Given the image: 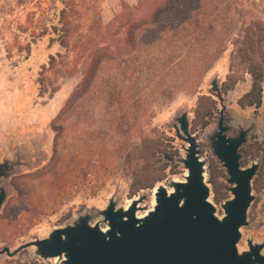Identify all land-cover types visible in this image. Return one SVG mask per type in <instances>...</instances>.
I'll list each match as a JSON object with an SVG mask.
<instances>
[{"label":"rangeland","instance_id":"rangeland-1","mask_svg":"<svg viewBox=\"0 0 264 264\" xmlns=\"http://www.w3.org/2000/svg\"><path fill=\"white\" fill-rule=\"evenodd\" d=\"M164 1L145 0L141 13L149 15ZM17 2L0 0V159L10 156V151H23L29 165L16 168L3 182L8 196L0 210V250L8 247L14 251L44 238L79 214L104 208L112 197L121 206H128L133 199L146 196L140 206L152 208L155 187L168 185L171 179L183 180L187 173L182 164L186 144L174 130V118L182 112L188 113L190 132L207 162V172L212 160L223 168L213 154L210 140L223 107L230 137L248 131L243 150L240 149L242 167L252 162L260 164L252 183L255 200L249 210L248 226L241 230L239 249L248 248V239L264 242V102L259 109H244L238 104L251 89L252 79L237 66L233 71L238 80L230 87L235 50L231 40L252 20H264V0H228L227 5H219L217 20H225L226 26L221 23L214 27L212 41L200 43L198 49L206 46L220 53L202 78L200 54L194 56L192 63L189 60L182 65L183 72H167L163 78L123 65L119 78L112 84V95L94 98L62 119L58 116L80 83L83 68L80 65L73 69L72 55L58 57L66 55L65 49L58 42L51 43L41 29L34 28L43 13L51 14L53 1L22 0V5ZM139 2L102 0V22L110 23L123 3L133 7ZM199 20L201 26L210 25L213 17L200 16ZM196 21L192 28H196ZM155 28L163 37L171 34L165 23ZM51 56L56 58L53 67ZM215 79L223 104L210 92ZM201 95L210 96L217 105L206 127L196 116ZM145 141L173 155L163 157L159 163L167 166L164 179L152 190L134 194L132 178L128 169L122 168V162L128 155H139L137 149ZM139 162L141 166L142 161ZM227 184L230 199L231 185ZM213 197L214 194L212 200ZM221 205L216 204L220 216ZM33 252L34 248H27L14 257L0 255V264H60L57 258L44 261Z\"/></svg>","mask_w":264,"mask_h":264},{"label":"water","instance_id":"water-1","mask_svg":"<svg viewBox=\"0 0 264 264\" xmlns=\"http://www.w3.org/2000/svg\"><path fill=\"white\" fill-rule=\"evenodd\" d=\"M221 104L224 98L218 80L211 83ZM223 107L211 148L228 175L232 197L222 203L223 215L212 200L207 180V162L202 158L195 136L190 132L187 112L174 118V130L186 146L182 164L187 171L183 180L171 179L153 190L152 208L140 206L146 196L121 206L114 197L95 212L79 214L64 227L53 229L46 237L36 239L0 255L14 257L22 250L34 248L41 260L58 259L60 264H264V242L247 240L240 250L242 228L248 226V215L255 200L253 180L260 164L242 167L240 149L247 141V130L228 135ZM15 170L0 165V210L8 192L4 180ZM147 213L138 217L139 212Z\"/></svg>","mask_w":264,"mask_h":264},{"label":"trees","instance_id":"trees-1","mask_svg":"<svg viewBox=\"0 0 264 264\" xmlns=\"http://www.w3.org/2000/svg\"><path fill=\"white\" fill-rule=\"evenodd\" d=\"M55 4L51 14L43 13L34 28L41 29L48 35L51 43L58 42L65 49L66 55H72L73 69L82 66L83 75L80 83L61 110L58 119L69 116L85 106L94 98H107L112 95V84L119 78L123 65L138 71H148L159 78L167 72H183V64L194 61L196 54L203 55L199 64V76L202 78L213 66L219 51L203 47L200 43L212 41L214 27L225 25L218 23L216 13L228 0H165L149 15H143L141 8L145 0L137 6L122 4L121 11L114 19L102 22L99 3L102 0H52ZM22 5V0H18ZM59 3V6L56 5ZM200 16H212L210 25L201 26ZM196 21L195 27L193 21ZM167 24L171 34L161 36L155 26ZM211 26V27H209ZM209 27V28H208ZM212 38V39H211ZM235 47L232 53V71L235 66L242 69L252 79L251 89L239 100L242 108H261L264 102V20L255 19L244 26L240 33L231 40ZM192 61L190 63H192ZM56 63L50 57V66ZM234 71L230 76L233 87L238 77ZM216 102L207 95L199 96L196 116L202 127L209 124L208 119L216 111ZM243 150V148L241 147ZM139 155L126 156L122 168L128 169L132 178L134 194L152 190L164 179L166 164L159 166L161 159L170 158L173 154L160 147L143 142L137 149ZM142 165L140 166V162ZM243 163V160L241 161ZM208 183L212 187L213 200L219 205L230 195L226 182V170L216 160L208 164ZM33 264H43L33 262Z\"/></svg>","mask_w":264,"mask_h":264},{"label":"flooded vegetation","instance_id":"flooded-vegetation-1","mask_svg":"<svg viewBox=\"0 0 264 264\" xmlns=\"http://www.w3.org/2000/svg\"><path fill=\"white\" fill-rule=\"evenodd\" d=\"M10 152H11L10 156H8L4 159H0V165L8 164L9 170H12V169L15 170L16 168H21L24 165H29V163L26 162V160H25V158H26L25 152L21 151L20 152L21 156L17 150L10 151Z\"/></svg>","mask_w":264,"mask_h":264},{"label":"bare ground","instance_id":"bare-ground-1","mask_svg":"<svg viewBox=\"0 0 264 264\" xmlns=\"http://www.w3.org/2000/svg\"><path fill=\"white\" fill-rule=\"evenodd\" d=\"M188 173H186V175H187ZM156 189H154V191H155ZM154 204H155V200H154V203H153V206H154ZM147 213H144V214H141V212H139L138 213V217H143V216H145Z\"/></svg>","mask_w":264,"mask_h":264},{"label":"crops","instance_id":"crops-1","mask_svg":"<svg viewBox=\"0 0 264 264\" xmlns=\"http://www.w3.org/2000/svg\"><path fill=\"white\" fill-rule=\"evenodd\" d=\"M62 107V106H61ZM60 108V107H59Z\"/></svg>","mask_w":264,"mask_h":264}]
</instances>
